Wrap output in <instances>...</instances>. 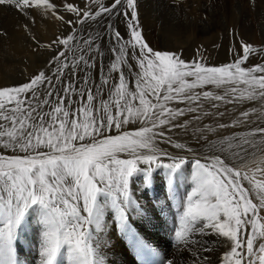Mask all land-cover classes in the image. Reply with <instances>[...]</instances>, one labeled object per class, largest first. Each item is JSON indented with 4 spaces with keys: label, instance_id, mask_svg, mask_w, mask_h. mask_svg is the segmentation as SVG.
Listing matches in <instances>:
<instances>
[{
    "label": "snow or ice",
    "instance_id": "1",
    "mask_svg": "<svg viewBox=\"0 0 264 264\" xmlns=\"http://www.w3.org/2000/svg\"><path fill=\"white\" fill-rule=\"evenodd\" d=\"M0 6L32 23L35 9L68 27L48 44L35 41L50 50L41 69L20 85L0 87V264H21L18 244L33 218L38 264H106L108 221L133 237L141 264H150L159 253L134 230L132 215L146 213L135 192L148 194L159 182L166 200L174 199L185 166L194 186L175 239L192 264H212L203 255L215 251L211 245L225 248L219 264H264V178L241 163L264 151V125L213 138L229 127L220 122L222 105H264V62L245 66L250 56L264 59V48L241 42L242 52L231 50L234 60L223 66L155 50L143 35L137 0H0ZM93 24L99 30L89 31ZM22 27L29 30L28 23ZM208 85L223 91H197ZM250 123L246 109L231 121ZM190 127L195 143L179 142L175 130ZM189 153L198 158L189 163Z\"/></svg>",
    "mask_w": 264,
    "mask_h": 264
},
{
    "label": "rangeland",
    "instance_id": "2",
    "mask_svg": "<svg viewBox=\"0 0 264 264\" xmlns=\"http://www.w3.org/2000/svg\"><path fill=\"white\" fill-rule=\"evenodd\" d=\"M54 2L59 4L61 0H54ZM137 11L143 35L150 46L155 50L180 52L181 58L186 61L199 60L207 66H223L233 62L234 56L231 50L242 52L241 42L251 44L257 49L264 48V0H137ZM32 15L35 16L34 23L14 8L0 6V31L6 34L0 36V87L20 85L43 67L50 50L37 48L35 41L48 44L57 36L68 32L67 25L55 18L41 17L35 9L32 10ZM70 18L72 14H65V19ZM25 23L29 24L27 32L22 27ZM119 28L124 31L123 24H120ZM96 30L99 28L95 24L92 29H89L93 32ZM32 37H35V40ZM260 62H264V59L250 56L245 66ZM98 73L99 66L93 72L94 79L98 80ZM240 88L243 90L244 86L241 85ZM202 90L223 91L222 88L216 89L211 85L197 89V91ZM209 103L211 101H207L206 106ZM236 105L237 110L226 118L229 127L217 129L218 136L213 138L243 136L250 127H255L256 124L264 125V105L260 101L241 102ZM242 109L251 113V121L255 123L233 127L231 121ZM191 130L192 128H189L187 133L180 130L182 139L179 142L191 136ZM173 139L176 140L177 137L174 136ZM183 143L194 144L191 141ZM161 146L169 149L168 151H175L170 145ZM202 151L206 152L207 149H201ZM195 158L189 156V163ZM241 163L244 164L243 170L250 176L264 178L261 171L264 170L263 151L257 150L255 155L247 156ZM191 171L190 167L185 166L184 174L177 181V194L174 199L166 200L165 191L159 182L148 194L142 191L135 192L147 211L140 217L132 215L134 230L159 253L158 257L150 258V264H159V261L164 258L173 259L174 264H192L191 258L181 250L180 244L175 239V232L181 227L182 203L186 201L187 195L191 193L194 186L190 178ZM141 179L138 177L136 180L137 188L140 187ZM156 201H159V205ZM108 226L113 227V232L106 233L107 242H104V236H102L104 244L102 251L105 260L107 259L106 264H120L121 261L122 264H141L137 249L134 247L136 241L133 237L131 235L125 237L112 221H108ZM150 237L157 239L156 243H159L157 247ZM205 239L212 240L215 237L207 236ZM259 242L258 240L257 244ZM38 243L39 226L33 218L18 244L21 264H38ZM211 247H214L215 251L203 253V255L210 257L212 264H219V258L224 254L225 248L220 245H211ZM113 252L121 254L116 256Z\"/></svg>",
    "mask_w": 264,
    "mask_h": 264
},
{
    "label": "bare ground",
    "instance_id": "3",
    "mask_svg": "<svg viewBox=\"0 0 264 264\" xmlns=\"http://www.w3.org/2000/svg\"><path fill=\"white\" fill-rule=\"evenodd\" d=\"M198 90H200V89H198ZM253 104V103H252ZM256 104V103H255ZM252 106V105H251ZM254 106V105H253ZM240 107V106H239ZM249 107H250V105H249ZM237 105L236 104H233V105H222L221 106V108H220V111H225V116L224 117H222L221 118V121L220 122H226V118H228L230 115H232V113L233 112H235L236 110H237ZM241 109V108H240ZM239 109V110H240ZM248 109V108H247ZM250 109V108H249ZM208 121H211L210 119L209 120H207L206 122H208ZM191 128V127H190ZM222 130V129H221ZM175 131H180V130H175ZM189 131V130H188ZM192 131V130H191ZM224 131V130H223ZM191 133V132H190ZM184 136V135H183ZM185 137V136H184ZM191 136H188V137H185L184 139H183V141L182 142H189V141H191V142H193V143H195V141L194 140H192L191 138H190ZM181 141V140H180ZM190 144V143H189ZM168 147V146H167ZM167 150H169V149H167ZM203 152V151H202ZM264 152V151H263ZM259 154V153H258ZM188 156H192V154H188ZM195 158V157H194ZM191 159V158H190ZM259 162V161H258ZM255 164V163H254ZM162 204V203H161ZM161 206V205H160ZM146 208V207H145ZM147 211V210H146ZM151 211V210H150ZM135 216V215H134ZM136 217H140V216H136ZM108 228H109V230L107 231H105L104 233H103V240H104V242H107L106 241V239H105V235H106V233L107 232H113V227H109L108 226ZM107 228V229H108ZM116 230V229H115ZM116 233H118V231H116ZM108 237V236H107ZM151 239H152V237H150ZM108 239V238H107ZM103 240H102V242H103ZM108 240H110V239H108ZM153 240V244H155V246L157 247L158 246V244L159 243H156V240L157 239H152ZM113 244H114V242H113ZM118 244V243H117ZM109 247V246H108ZM30 248V247H29ZM110 249V248H109ZM113 249V248H112ZM117 249V248H116ZM103 250V249H102ZM118 251V250H117ZM162 251H163V249H162ZM106 252H107V249H106ZM133 252V251H132ZM160 252V251H159ZM114 253V255H116V256H120V252H113ZM106 254V253H105ZM107 254H108V252H107ZM111 254V253H110ZM125 254V253H124ZM127 255V254H126ZM107 256H109V255H107ZM106 256V257H107ZM162 256V255H161ZM163 256H164V254H163ZM110 257H111V255H110ZM125 257V256H124ZM108 258V257H107ZM107 260V259H106ZM127 260V259H126ZM114 261V260H113ZM116 262H117V258H116V260H115ZM118 261H119V259H118ZM135 262V261H134ZM123 262L121 261V263L120 264H122ZM213 263V262H212ZM118 264V263H117Z\"/></svg>",
    "mask_w": 264,
    "mask_h": 264
}]
</instances>
